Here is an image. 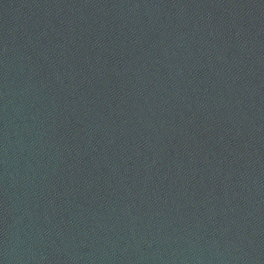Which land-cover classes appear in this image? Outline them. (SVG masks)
I'll return each mask as SVG.
<instances>
[{
  "label": "water",
  "instance_id": "95a60500",
  "mask_svg": "<svg viewBox=\"0 0 264 264\" xmlns=\"http://www.w3.org/2000/svg\"><path fill=\"white\" fill-rule=\"evenodd\" d=\"M0 264H264V0H0Z\"/></svg>",
  "mask_w": 264,
  "mask_h": 264
}]
</instances>
